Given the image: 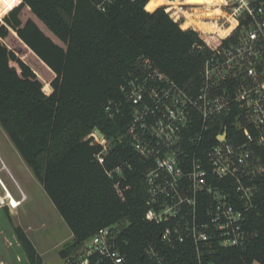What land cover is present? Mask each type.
Instances as JSON below:
<instances>
[{
  "label": "trees",
  "instance_id": "16d2710c",
  "mask_svg": "<svg viewBox=\"0 0 264 264\" xmlns=\"http://www.w3.org/2000/svg\"><path fill=\"white\" fill-rule=\"evenodd\" d=\"M147 3L118 0L103 13L91 0H0V125L71 231L73 240L62 251L67 258L78 256L100 229L124 220L119 247L128 264H152L144 250L159 245L162 228L145 219L147 163L129 141L119 142L132 107L126 104L114 118L107 107L123 104L121 88L131 73L138 74L139 60L190 87L199 83L210 50L191 22L176 11L147 12ZM24 11L31 15L25 21ZM196 13L220 11L204 7ZM194 23L204 26L201 18ZM11 34L29 65L6 45ZM31 67L53 77L50 85L44 87ZM97 129L109 142L103 164L102 147L87 139ZM126 161L131 169L117 176L114 170ZM248 217L254 236L244 247H216L214 264H264V209ZM15 233L30 263L41 264L23 229ZM170 251L176 263L177 251Z\"/></svg>",
  "mask_w": 264,
  "mask_h": 264
},
{
  "label": "built area",
  "instance_id": "2783aa9c",
  "mask_svg": "<svg viewBox=\"0 0 264 264\" xmlns=\"http://www.w3.org/2000/svg\"><path fill=\"white\" fill-rule=\"evenodd\" d=\"M91 1L104 13L118 0ZM169 2L176 4L165 11H176L209 42L199 83L180 85L142 59L138 74L131 73L121 88L123 104L110 102L107 112L114 118L126 104L132 107L119 142L129 141L148 167L145 219L162 231L159 245L149 244L143 257L152 264H214L216 247L249 242L254 234L247 230L248 215L264 209V0ZM204 7L220 13H196ZM200 18L204 26L197 27ZM87 139L102 147L103 164L108 140L96 131ZM131 166L123 162L114 172L122 177ZM1 174L0 211L13 213L27 196L17 184L12 196ZM118 226L100 229L78 256L62 264H128ZM170 250L177 251L176 263Z\"/></svg>",
  "mask_w": 264,
  "mask_h": 264
},
{
  "label": "rangeland",
  "instance_id": "374dc122",
  "mask_svg": "<svg viewBox=\"0 0 264 264\" xmlns=\"http://www.w3.org/2000/svg\"><path fill=\"white\" fill-rule=\"evenodd\" d=\"M170 4L175 3L170 2ZM204 4L216 5L219 3L215 0H203L198 5ZM205 8L207 10H213V8ZM166 9H170V7ZM21 17L25 21L31 15L28 11H24ZM6 45L25 63L30 64L24 59L18 40L12 34L6 41ZM31 68L37 73L39 78H44V87L45 84L50 85L53 77L48 75L44 77V74L41 77L36 67ZM0 154L14 173L13 177L2 167V182L12 196H17V184L28 198L13 213H10L9 210L0 211V264H31L16 236L15 228L17 227L22 228L24 232L25 230L28 232H25L28 238L32 241L36 250L43 256V260L41 258V264H62L66 257L63 256L62 251L66 250L65 246L70 243L69 236L71 232L47 196L42 185L23 161L1 125Z\"/></svg>",
  "mask_w": 264,
  "mask_h": 264
},
{
  "label": "snow or ice",
  "instance_id": "6c2138e0",
  "mask_svg": "<svg viewBox=\"0 0 264 264\" xmlns=\"http://www.w3.org/2000/svg\"><path fill=\"white\" fill-rule=\"evenodd\" d=\"M169 2V0H148L146 5V11L153 12L154 8H159L161 11L167 10L164 5ZM186 2H203V0H186Z\"/></svg>",
  "mask_w": 264,
  "mask_h": 264
},
{
  "label": "crops",
  "instance_id": "0c3cea01",
  "mask_svg": "<svg viewBox=\"0 0 264 264\" xmlns=\"http://www.w3.org/2000/svg\"><path fill=\"white\" fill-rule=\"evenodd\" d=\"M2 167H4V170H6V171H8L9 172V174L10 175H12L13 177H14V173H13V171L11 170V168L9 167V165L6 163V161L4 160V158L2 157V155L0 154V170H2ZM19 184V183H18ZM27 200H28V198H27ZM26 200V201H27ZM25 201V202H26ZM25 232L26 233H28L26 230H25ZM71 232V231H70ZM30 237V236H29ZM69 238H70V242L73 240V235H72V233H71V235L69 236ZM38 251V250H37ZM79 252V251H78ZM38 254L40 255V257L42 258L43 256H42V254L38 251ZM73 256V255H72ZM42 260H43V258H42Z\"/></svg>",
  "mask_w": 264,
  "mask_h": 264
},
{
  "label": "water",
  "instance_id": "95a60500",
  "mask_svg": "<svg viewBox=\"0 0 264 264\" xmlns=\"http://www.w3.org/2000/svg\"><path fill=\"white\" fill-rule=\"evenodd\" d=\"M96 134L99 138H102L103 137V134L100 132V130H96ZM224 137H221L220 140H223ZM128 222V220H124L121 224H119L118 228L120 230V232H123L125 227H126V223Z\"/></svg>",
  "mask_w": 264,
  "mask_h": 264
},
{
  "label": "bare ground",
  "instance_id": "6f19581e",
  "mask_svg": "<svg viewBox=\"0 0 264 264\" xmlns=\"http://www.w3.org/2000/svg\"><path fill=\"white\" fill-rule=\"evenodd\" d=\"M217 3H224V0H215ZM176 4V2H174Z\"/></svg>",
  "mask_w": 264,
  "mask_h": 264
}]
</instances>
